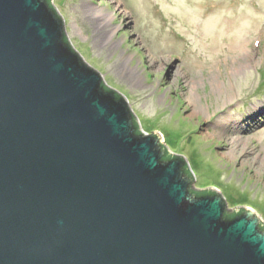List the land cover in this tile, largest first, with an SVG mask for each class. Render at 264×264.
Instances as JSON below:
<instances>
[{
  "label": "water",
  "instance_id": "water-1",
  "mask_svg": "<svg viewBox=\"0 0 264 264\" xmlns=\"http://www.w3.org/2000/svg\"><path fill=\"white\" fill-rule=\"evenodd\" d=\"M104 81L56 4L0 0V264H264L261 215L193 193Z\"/></svg>",
  "mask_w": 264,
  "mask_h": 264
},
{
  "label": "rangeland",
  "instance_id": "rangeland-1",
  "mask_svg": "<svg viewBox=\"0 0 264 264\" xmlns=\"http://www.w3.org/2000/svg\"><path fill=\"white\" fill-rule=\"evenodd\" d=\"M54 3L142 129L186 156L194 185L264 220V0Z\"/></svg>",
  "mask_w": 264,
  "mask_h": 264
},
{
  "label": "trees",
  "instance_id": "trees-1",
  "mask_svg": "<svg viewBox=\"0 0 264 264\" xmlns=\"http://www.w3.org/2000/svg\"><path fill=\"white\" fill-rule=\"evenodd\" d=\"M48 2L51 5H55L54 0H48ZM70 42H71V40H70ZM71 44H72V42H71ZM103 85L105 86L106 89H110L111 87H113V86H111L110 84H108L105 81L103 82ZM119 93L123 94L121 91ZM137 123H138V128H137L136 133L140 134V133H142V130H141V125L139 123V119L137 120ZM164 146H166V154L164 155L163 159H169L170 157H173L175 155H180V156L186 158V156H184L182 154H176V153H174V151L169 147V145L167 143H164ZM186 167H188L187 168V173L190 174V175L193 174L195 176L194 171H193V168H191L192 166L190 167L189 164H186ZM191 191L193 193L198 194V195L204 194V193H208V192H212L210 188H203L201 190L191 189ZM243 210H244V208L241 207L240 211H243ZM235 214H236V210L231 211L230 208H227L226 211H225V213H224V216H226V217H233ZM261 227L264 228V220L261 222Z\"/></svg>",
  "mask_w": 264,
  "mask_h": 264
}]
</instances>
